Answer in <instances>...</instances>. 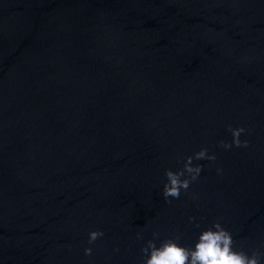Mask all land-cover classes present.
Masks as SVG:
<instances>
[{
  "label": "water",
  "instance_id": "obj_1",
  "mask_svg": "<svg viewBox=\"0 0 264 264\" xmlns=\"http://www.w3.org/2000/svg\"><path fill=\"white\" fill-rule=\"evenodd\" d=\"M217 220L264 252V0H0V264H143Z\"/></svg>",
  "mask_w": 264,
  "mask_h": 264
},
{
  "label": "clouds",
  "instance_id": "obj_2",
  "mask_svg": "<svg viewBox=\"0 0 264 264\" xmlns=\"http://www.w3.org/2000/svg\"><path fill=\"white\" fill-rule=\"evenodd\" d=\"M228 128L232 140L231 142L220 141V147L225 150H230L234 146L236 148L249 147L248 140L240 139L241 135L246 132L244 127L233 128L229 125ZM205 159L213 162L216 160V155L214 153L209 154L207 147L201 148L193 156L184 158L183 168L176 171L171 169L165 171L167 182L163 186V196L166 202H172L168 199L169 197L179 199L181 190L187 192L190 185L199 178L203 167L199 164L194 165L193 160ZM217 172L221 173L222 169L217 168ZM191 219L193 218L190 217ZM103 235L104 233L100 230L91 231L88 243L93 244ZM158 236L159 233H153L154 238ZM137 238L143 239L140 234ZM179 240V235L175 238L165 239L159 247H157L155 239L148 240L147 245L141 249L145 257L143 264H261V258L264 257V252L259 249L252 250L251 255L243 250H235L232 233L225 229L219 220L214 221L211 227L201 231L194 248L181 246L178 243ZM92 253L91 247L84 249L86 256L90 257Z\"/></svg>",
  "mask_w": 264,
  "mask_h": 264
}]
</instances>
